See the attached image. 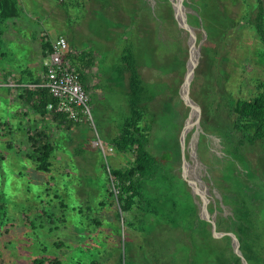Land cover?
I'll return each instance as SVG.
<instances>
[{"label": "rangeland", "instance_id": "374dc122", "mask_svg": "<svg viewBox=\"0 0 264 264\" xmlns=\"http://www.w3.org/2000/svg\"><path fill=\"white\" fill-rule=\"evenodd\" d=\"M180 1L198 55L189 96L199 108L203 134L196 152L204 170L191 159L194 126L184 133L191 109L179 105L189 35L169 0H18L19 17L0 22V83L7 84L0 87V264L41 257L62 264H234L225 242L196 225L195 213L203 220L199 194L215 221L233 216V197L243 199L264 231V151L232 124L234 99L252 96L264 78V43L253 28L256 0ZM42 33L64 36L92 62L86 69L91 117L69 130L42 119L12 85L14 73H22L23 83L38 78ZM127 51L139 74L138 104L147 107L148 148L167 159L168 171L145 185L148 203L125 213L108 171L126 167L130 157L108 143L131 107L121 60ZM39 130L54 146L49 172L26 157L27 133ZM172 204L185 218H173Z\"/></svg>", "mask_w": 264, "mask_h": 264}, {"label": "trees", "instance_id": "16d2710c", "mask_svg": "<svg viewBox=\"0 0 264 264\" xmlns=\"http://www.w3.org/2000/svg\"><path fill=\"white\" fill-rule=\"evenodd\" d=\"M262 4V0H256L254 6L257 8V14L253 22V28L261 44L264 43V10ZM19 14L18 0H0L1 23L7 19L18 18ZM262 51L264 52V49ZM49 52H51L50 40L42 38V58H45ZM68 57L71 60L79 59L80 66H76L77 63L74 62V67L79 75V82L83 90L88 94V79L85 70L91 65V59L84 52H69ZM121 60L129 72L128 93L129 105L131 107L129 108L128 116L119 125L118 133L109 141L108 147H111L117 154L129 155L130 159L126 167L109 168L108 172L112 186L116 192L115 197L119 209L121 212L127 213L137 203H148L150 201L149 194L144 192L145 185L153 181L156 182L162 172H167L168 169L166 168L167 159L164 156L156 158L150 153L147 145L148 131L150 130V126L144 118V111H147V107L138 104L141 88L138 78L139 74L133 63H131V54L127 51V55L121 56ZM38 79L31 78V83H29L37 84L41 81V79L40 81ZM21 82L22 80H20ZM17 88L21 90H19L20 92H18L17 98L19 100L20 98L24 99L26 104L31 106L34 112L39 114L42 119L49 116L52 123L62 125L65 130H69L81 122L72 121L63 114L49 111L46 108L47 105L49 103H55L56 99L50 96L47 89L41 87L32 89L26 86ZM232 113L233 129L241 133L242 138L248 141V143L258 142L264 151V78L256 82L255 91L252 96L249 98L238 97L234 99ZM27 140L29 143V150L26 153L27 159L33 163L37 171L49 172L51 167L50 158L54 146L48 139L47 134L41 130L34 133H27ZM239 142L241 143L240 140ZM3 160L4 156L0 154V164ZM104 171L107 177V172L105 169ZM164 183L165 181L162 182V185L165 186L166 184ZM108 195L113 197L111 190L108 191ZM60 204L62 208L65 207L62 201H60ZM232 204L233 216L229 218L217 217L215 221L217 228L223 231L231 230L235 234L241 246L242 254L249 264H264V231L259 229L258 219L253 218V212L246 207L243 199L238 198L235 200L233 197ZM174 207V204H172L171 215H173V218H185L184 215L175 212ZM3 214V205L0 204V216H3ZM194 215L200 224H196L198 228L203 227L205 229L209 227L196 213ZM95 222L99 225V221ZM174 223L180 226L178 220L174 221ZM205 231L208 230L205 229ZM210 233L207 234L210 235ZM225 244L229 247L234 264H238L232 249L228 243L225 242ZM30 264H62V262L57 257L50 259L41 257L34 259Z\"/></svg>", "mask_w": 264, "mask_h": 264}, {"label": "built area", "instance_id": "2783aa9c", "mask_svg": "<svg viewBox=\"0 0 264 264\" xmlns=\"http://www.w3.org/2000/svg\"><path fill=\"white\" fill-rule=\"evenodd\" d=\"M51 52L45 57L43 63L44 71L42 79L37 84H28L26 87L35 89L41 87L47 89L50 96L56 99L55 103H49L47 109L54 113L65 115L72 121L87 120L90 115L87 106L88 95L83 90L79 82V75L74 67L75 60L68 57V53H74L63 36H56L50 40ZM14 87H23L12 84ZM99 146L103 155L106 151L101 145V141L95 142ZM111 148H108L110 151Z\"/></svg>", "mask_w": 264, "mask_h": 264}, {"label": "water", "instance_id": "95a60500", "mask_svg": "<svg viewBox=\"0 0 264 264\" xmlns=\"http://www.w3.org/2000/svg\"><path fill=\"white\" fill-rule=\"evenodd\" d=\"M172 10H173V15L174 18L176 20V23L178 25V27L185 31L188 35H189V56H188V62H187V71H186V75L183 81V84L181 86V91H180V99H179V105L181 106L182 109L186 110V104L184 103H188L191 102L193 103L196 108H197V117H196V121L194 122V138L192 139V142L190 145H193V156H191L192 161L196 164V166H202L203 170L205 169V166L202 164L200 157L197 154V144L199 141L200 136L203 134V130L200 126V119H199V108L198 106L193 102V100L190 98L189 96V88H190V84L194 75V68L196 66L197 63V59H198V55H197V49L194 47V33L193 30L189 27V25L186 23L184 14H182L183 12V7H182V1H180L179 6H180V11H181V15L178 16L175 12V8H174V4L172 0H169ZM192 151V149H191ZM202 176L205 177V174H202ZM204 187H206L204 185ZM205 190V189H204ZM200 195V201L202 198H204L201 194ZM205 201V200H204ZM202 208V214H203V220L209 225L210 227V231L211 234L214 237H217L223 241H225L226 243H228V245L230 246V248L232 249V252L234 253V255L237 258V261L239 264H249L248 261L244 258L242 251H241V246L238 242L237 237L235 236L234 233L230 232H221L216 224H215V218L214 217H210L208 214V211L206 209V203L202 202L201 205Z\"/></svg>", "mask_w": 264, "mask_h": 264}, {"label": "bare ground", "instance_id": "6f19581e", "mask_svg": "<svg viewBox=\"0 0 264 264\" xmlns=\"http://www.w3.org/2000/svg\"><path fill=\"white\" fill-rule=\"evenodd\" d=\"M173 1V4H174V8H175V12L178 16L181 15V11H180V6H179V0H172ZM187 106L190 107L191 109V114L189 115L188 119L185 121V124H184V133H187L188 131H190V129L194 126V122L196 121V117H197V108L196 106L191 103V102H186L185 103ZM194 138V137H193ZM193 146V145H192ZM191 146V148H192ZM193 150V148H192ZM183 162H184V166H185V171H187V169H189L190 171V166H189V163L187 162L186 158L184 159L183 158ZM184 173V172H183ZM187 174V173H186ZM192 177V176H191ZM199 178V177H198ZM197 176L194 177L193 179H195V182H198V183H201L199 180H198ZM190 179V177H189ZM190 182V181H189ZM202 184V183H201ZM195 187V184L193 183V188ZM192 188V190L194 191V189ZM206 190H203V193L206 194ZM203 195V194H202ZM204 197V196H203ZM202 200L204 201V198H202ZM205 202V201H204Z\"/></svg>", "mask_w": 264, "mask_h": 264}, {"label": "crops", "instance_id": "0c3cea01", "mask_svg": "<svg viewBox=\"0 0 264 264\" xmlns=\"http://www.w3.org/2000/svg\"><path fill=\"white\" fill-rule=\"evenodd\" d=\"M60 36H62V35H60ZM41 37L42 38H46V40L48 39V40H53L54 38H48L47 36H46V34H43L42 33V35H41ZM64 37V36H63ZM41 38V39H42ZM65 38V37H64ZM69 47H71V46H69ZM40 55H41V43H40ZM41 58H42V56H41ZM44 61H45V58H42V64H41V72H40V74L38 75V81H40V79H42L41 78V76H42V74H43V71H44V69H43V63H44ZM75 62L78 64L77 66L79 67L80 66V62H79V59H76L75 60ZM92 66V63H91V65L89 66V67H91ZM88 67V68H89ZM91 69V68H90ZM9 71V70H8ZM8 71H6V72H2L3 74L2 75H6V77H10L11 75H12V73H10V72H8ZM86 71V73H87V79L89 80V77L91 76L90 75V73H88L87 72V70H85ZM15 74V76H17V79H18V84L17 85H20V86H25V85H28V84H30L31 83V78L26 82V83H23V82H21L20 83V80L22 79V77H23V75H22V73L20 74V75H17V73H14ZM6 80H8V78L6 79ZM88 80H87V85H88ZM30 82V83H29ZM4 86H7V84L6 83H0V87H4ZM88 87H89V85H88ZM88 95V94H87ZM47 117V116H46ZM51 121V120H50Z\"/></svg>", "mask_w": 264, "mask_h": 264}]
</instances>
